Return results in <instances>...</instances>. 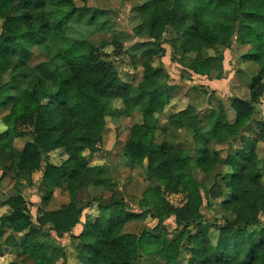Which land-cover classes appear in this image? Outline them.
<instances>
[{
  "label": "trees",
  "instance_id": "16d2710c",
  "mask_svg": "<svg viewBox=\"0 0 264 264\" xmlns=\"http://www.w3.org/2000/svg\"><path fill=\"white\" fill-rule=\"evenodd\" d=\"M130 20L136 36L168 44L179 37L182 55L190 60L189 69L209 79L221 76L222 58L203 55L202 49L228 47L236 33V44L250 47L243 61L258 67L248 86L249 99L229 100L233 122L227 120L221 103L204 122L196 118L191 106L169 116L164 129L190 130L197 156L192 155L191 147L184 151L172 144H155L159 118L169 105L163 95L166 76L157 58L150 56L143 62L142 80L134 86L131 74L100 60L92 44L68 25L74 21L113 32L106 11L77 7L73 0H0V121L6 128L0 134V155L9 152V170L14 172L16 185H31L32 175L42 170L38 188L47 190L45 199L53 187L65 190L69 197L59 210H41L35 225L25 197L17 190L14 196H6L0 203L7 209L0 224L11 234L3 245L8 247L9 239L14 238L15 244L8 248L16 249L24 262L55 264L65 256L50 232L58 238L70 233L80 224L83 209L95 202L101 209L99 214L73 237L78 241L81 264H135L138 257L159 252L164 264H177L182 256L184 264H264V224L259 220L264 217V165L254 155L255 141L241 137L245 148L227 159L228 166L248 163L253 168L249 183L254 188L245 190L243 217L204 230L199 185L193 176L195 163H200L204 153L199 145L227 142L247 129L253 117L252 104L264 94V0H142L130 10ZM168 31L176 36L168 38ZM44 41L45 46L56 47L55 61L30 66L32 47L42 46ZM57 60L65 62L64 70L56 65ZM77 75L82 77L83 87L77 85ZM29 77L34 79L32 84L27 83ZM55 80L56 88L49 89L47 83ZM44 100H50L52 106L66 104L78 124L65 133L64 127L50 122ZM117 112L141 113V121L130 128L122 155L129 163L141 166L156 183L138 200V214L129 212L124 200L113 195L114 199L106 201L77 199L80 189L112 190L115 185L102 166H88L84 152L97 151L107 129L106 119ZM256 127L264 143V122H257ZM22 130L30 131L31 140L16 153L12 143ZM57 149L66 156L60 166L48 163L49 154ZM42 158L46 161L43 168ZM1 171L3 177V167ZM166 193L185 195V199L177 207L161 204L159 197ZM146 214L157 220L155 228L138 234L123 232L126 223L141 220ZM170 217L176 224L172 231L163 225ZM45 226H49V233L42 231Z\"/></svg>",
  "mask_w": 264,
  "mask_h": 264
},
{
  "label": "rangeland",
  "instance_id": "374dc122",
  "mask_svg": "<svg viewBox=\"0 0 264 264\" xmlns=\"http://www.w3.org/2000/svg\"><path fill=\"white\" fill-rule=\"evenodd\" d=\"M142 0H73L77 7H86L92 9H100L106 11L107 18L113 22V32L99 31L92 26L80 24L74 21L68 23L73 26L77 36L87 40L96 49L95 56L100 60L112 65L118 70L131 74L134 86L142 80L143 62L150 56L157 58L160 68L163 70L166 77L163 78L166 87L163 90V95L167 97L168 107L159 118L158 127L154 135L155 144H172L176 148L187 151L189 147L193 148L192 132L187 129L168 130L165 120L173 112H178L188 106L195 109L197 119L203 122L209 116V113L219 103L226 109L227 120L233 121L234 113L230 108V99L237 97L239 99H249L248 86L251 83L252 77L257 72V65L251 62H244L243 56L250 50V47L239 46L236 44L237 34L235 33L228 47L215 45L213 48L202 49L203 55L219 56L222 58V74L219 79H209L205 76H199L189 69L190 60L182 55L184 47L180 44L181 40L174 41L173 44L164 42H154L148 36H136L131 31L133 25L130 20V10ZM0 21V33H1ZM176 35L172 31H168V38H174ZM42 46L32 47L33 57L30 66L37 65L41 62L55 61L54 49L55 46H45L46 41ZM185 49H188L185 47ZM198 51L191 54L196 56ZM64 61L57 60L56 65L62 66ZM157 63V61H156ZM32 77L28 78L27 83L32 84ZM56 81L47 83L49 89L56 88ZM167 82V83H166ZM264 83V79H263ZM77 85L83 87V79L77 75ZM50 100H44L43 104L47 105V116L50 122L58 124L67 130L73 129L78 121L73 117L67 105L50 103ZM253 116L247 125V129L239 131L234 139L227 142L208 144L207 146L199 145L198 149L203 150L202 160L200 163H195L193 176L196 183L199 185L201 195V206L199 212L202 215L204 230L209 227L222 223L223 221H234L243 217L246 212L243 196L246 189H252L254 186L249 183V178L252 175L253 168L250 164L245 163L244 166L234 164L228 166L227 159L229 156H234L237 152L245 148L241 137L255 141L254 155L264 165V143L261 142L258 136L256 127L257 122H264V94L257 99L255 104H252ZM1 116V115H0ZM141 121V113L131 112L124 114L123 112L113 113L106 119V131L103 135L102 142L97 145V151L94 155L87 151L84 156L91 159L90 164L102 166L113 181H116L118 186L117 198L120 197V189L125 191V201L128 206V211L138 214L140 212L138 200L142 193L152 187L151 181L147 179L143 169L140 166L131 167L124 159L123 147L128 141L130 128ZM6 130L4 124L0 121V134ZM207 129L203 130L204 133ZM29 130H22L21 136L14 139L12 146L14 151L20 152L23 146L31 140ZM69 135V134H68ZM69 136L66 140L68 141ZM196 151L192 153L195 155ZM93 154V153H92ZM9 152L0 155V171L3 170L6 178L0 179V203L6 196L15 195L16 190L20 192L27 202L30 203L29 211L33 224L36 225V218L41 212V207L45 210H55L61 205L67 203L69 197L65 192L56 190L51 192L46 198L47 190L38 188L41 180L42 170L34 173V179L31 185L25 182H20L17 185L14 178V172L9 167L12 164V159L9 157ZM200 156V155H199ZM61 149H57L49 154L48 163L54 166H60L65 160ZM196 158V157H195ZM88 160V161H89ZM46 161L42 158L41 166H45ZM236 166V167H234ZM1 173V172H0ZM2 177V176H1ZM264 182V179H263ZM114 185V186H115ZM54 188V187H53ZM52 188V190H53ZM102 198L108 200L109 193L102 191ZM111 199H114L111 197ZM185 199V195L166 193L159 197L161 204H169L173 207L180 206ZM45 200V201H44ZM43 201V202H42ZM45 204V206H42ZM97 208L91 210L86 209L84 216L92 218L97 215ZM7 209L0 205V216L6 214ZM84 216L81 221L84 220ZM259 220L264 224V217ZM157 225V220L150 218L148 214L141 220L130 221L124 232L128 234H138L141 231H150ZM163 225L166 230L172 231L176 228L174 217L165 220ZM49 226H45L42 231L49 233ZM195 227H191V232L194 233ZM11 234V231L0 224V241L4 240ZM56 245L63 248L64 259L57 260L55 264H81L78 260V241L70 235H63L58 238L54 233L50 232ZM14 239V238H13ZM9 239L7 246L15 244V239ZM47 242L48 240H42ZM5 245L0 249V264H33L31 261L24 262L16 249L8 248ZM185 255V254H183ZM24 257V256H23ZM182 256L177 264H184ZM135 264H164L162 254L155 255L152 259L148 256L138 257Z\"/></svg>",
  "mask_w": 264,
  "mask_h": 264
},
{
  "label": "crops",
  "instance_id": "0c3cea01",
  "mask_svg": "<svg viewBox=\"0 0 264 264\" xmlns=\"http://www.w3.org/2000/svg\"><path fill=\"white\" fill-rule=\"evenodd\" d=\"M243 100H247V99H243ZM167 108V107H166ZM166 110V109H165ZM164 110V111H165ZM178 111H180V110H178ZM225 112H226V109H225ZM164 113V112H163ZM174 113H176V112H173V114ZM234 113V112H233ZM172 114H170L169 116H171ZM162 116V115H161ZM160 116V117H161ZM169 116L168 117H166V120H165V122L164 123H167V121H168V118H169ZM234 118H235V114H234ZM230 122H233L234 121V119H233V121H231V120H229ZM95 153H93V154H91V156L92 155H94ZM89 159L88 158H86V161H87V164H88V166H90V167H93V166H96L95 165V163L94 164H90L91 163V159L88 161ZM126 160V159H125ZM90 162V163H89ZM126 162L129 164V162L126 160ZM131 164V163H130ZM136 166H138V165H133V164H131V167H136ZM141 167V166H140ZM142 168V167H141ZM143 169V168H142ZM144 171V170H143ZM1 173H0V179L2 180V179H4V178H6V175L5 176H3V177H1L2 176V171H0ZM42 172V171H41ZM144 174H145V172H144ZM146 176V175H145ZM147 177V176H146ZM147 179L149 180V181H151V184L153 185L152 187H154L155 185H156V183L153 181V180H151V179H149L148 177H147ZM33 180H35L34 179V174L32 175V181ZM40 183H41V180L39 181ZM114 182V184L115 183H117L116 181H113ZM40 183L38 184V186L40 185ZM118 189V186H114L113 188H112V190H108V189H106V188H104V187H93V188H91V189H80L79 191H78V193H77V199L78 200H80L81 202H87L88 200H92V199H94V198H101L102 200H105L104 198H102L101 197V193H102V191H104V192H108L109 193V198L113 195V196H115V197H117L116 195H117V190ZM148 189V188H147ZM146 189V190H147ZM56 190H61V191H63V192H65L66 193V195L68 196V194H67V192L65 191V190H63V189H60V188H56V187H54L53 188V190H52V192L54 193V191H56ZM124 193H125V191L123 190V189H120V198L121 199H123L124 200V202L126 203V201H125V195H124ZM143 194V193H142ZM10 196H13V195H10ZM108 198V199H109ZM67 203H68V201H67ZM67 203H65V204H63V205H66ZM127 204V203H126ZM63 205H61L58 209H55V210H45V209H43V207H41V210L42 211H46V212H50V211H56V210H59ZM42 206H45V204H43ZM93 208H97L98 210V212H97V215L99 214V212H100V208L97 206V204L94 202L90 207H87V208H85V209H83V211H82V213H81V217H80V224H78V225H76L75 227H73L72 229H71V231H70V233H68V234H64V235H70V237H77L80 233H81V231H82V226H83V224L86 222V221H90L92 218H94V217H92V218H87L86 216H84V211L86 210V209H89V210H91V209H93ZM106 213L107 212H103V215H106ZM96 215V216H97ZM84 216V220H82L81 221V219H82V217ZM126 226H127V223L125 224V226H124V228H123V232H124V230H125V228H126ZM53 233V232H52ZM124 233H126V232H124ZM3 247V243L0 241V249ZM149 257V259H152L154 256H152V255H150V256H148Z\"/></svg>",
  "mask_w": 264,
  "mask_h": 264
},
{
  "label": "water",
  "instance_id": "95a60500",
  "mask_svg": "<svg viewBox=\"0 0 264 264\" xmlns=\"http://www.w3.org/2000/svg\"><path fill=\"white\" fill-rule=\"evenodd\" d=\"M255 116H253L252 118H254Z\"/></svg>",
  "mask_w": 264,
  "mask_h": 264
}]
</instances>
